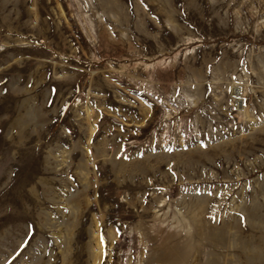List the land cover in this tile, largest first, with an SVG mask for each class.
Returning a JSON list of instances; mask_svg holds the SVG:
<instances>
[{
    "label": "rangeland",
    "instance_id": "1",
    "mask_svg": "<svg viewBox=\"0 0 264 264\" xmlns=\"http://www.w3.org/2000/svg\"><path fill=\"white\" fill-rule=\"evenodd\" d=\"M0 264H264V0H0Z\"/></svg>",
    "mask_w": 264,
    "mask_h": 264
}]
</instances>
